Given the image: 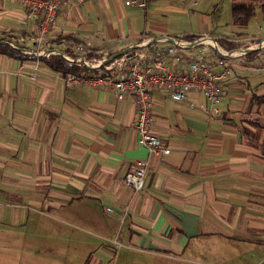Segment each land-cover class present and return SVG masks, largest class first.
Segmentation results:
<instances>
[{"label": "crops", "instance_id": "obj_1", "mask_svg": "<svg viewBox=\"0 0 264 264\" xmlns=\"http://www.w3.org/2000/svg\"><path fill=\"white\" fill-rule=\"evenodd\" d=\"M143 1L131 4L146 8ZM153 1L164 5L161 12L186 11L179 2ZM210 2L195 16L187 12L188 32L168 29L145 13L146 20L133 17L134 28L152 23L148 33H139L126 21L124 0H68L45 37L61 43L48 53L61 52L73 62L61 46L86 39L102 58L142 40L180 34H207L234 50L264 40L260 6L247 25L238 26L232 14L226 22L219 19L227 0ZM199 4L195 0L193 7ZM37 33L24 5L0 0V42L18 48L3 38L16 41ZM228 62L234 74L222 84L220 117L204 112L206 100L197 92L175 101L165 90L152 91L154 131L171 150L164 156L138 144L131 95L118 96L104 85H66L39 60L0 53V165L11 170L21 199L38 208L45 200L41 209L68 222L56 229L67 236L66 243L86 237L81 243L93 255L81 264H125L113 251L114 238L121 243L117 249L145 259L141 264L196 263L194 250L203 242L194 241L208 234L264 247V48L221 63ZM140 159H148L149 166L144 188L134 192L124 177Z\"/></svg>", "mask_w": 264, "mask_h": 264}, {"label": "built area", "instance_id": "obj_2", "mask_svg": "<svg viewBox=\"0 0 264 264\" xmlns=\"http://www.w3.org/2000/svg\"><path fill=\"white\" fill-rule=\"evenodd\" d=\"M14 1L24 5L28 17L36 22L38 33L35 40L44 41L50 30L57 25L61 9L68 0ZM84 1L75 0L78 4ZM144 3L132 2L133 5ZM254 48H264V40L250 47L227 51L207 34H180L142 40L113 58L103 57L93 62L86 59L73 60L78 65L95 66L102 71L117 70L113 76L58 75L67 85L94 88L104 85L113 89L118 96L131 95L137 108L134 126L138 144L152 155L167 156L171 150L154 131L157 114L152 91L165 90L175 101L187 100L190 92H197L206 100V104L201 105L204 112L211 117H220L222 84L234 74V67L229 62H221L228 57L244 56ZM25 51V54H33ZM189 105L194 107L193 102H189ZM148 166V159L137 160L133 170L125 175L124 183L134 192L144 188ZM107 211L112 210L108 208ZM112 242L121 245L118 238Z\"/></svg>", "mask_w": 264, "mask_h": 264}, {"label": "rangeland", "instance_id": "obj_3", "mask_svg": "<svg viewBox=\"0 0 264 264\" xmlns=\"http://www.w3.org/2000/svg\"><path fill=\"white\" fill-rule=\"evenodd\" d=\"M133 1L141 2L143 0H124V9L127 14L126 21L131 22L128 25L139 33H148L151 29L152 23L149 22L142 29L134 28L133 17L135 20L136 17L137 19L146 20L143 19L145 13H147L150 20L155 19L157 24L160 23L162 26L168 27V29L180 28V30L188 32L187 12L189 16H195L210 2V0H200V4L196 8L193 7L195 0H168L171 4L179 2L182 9L186 10L185 13L177 14L175 12H161V7L164 5H160L162 4L160 2L157 7V3H153V0H146V8H141L134 7L131 4ZM217 1L211 0L210 3L212 5ZM256 9L257 14L261 12L259 7ZM205 12L208 13L207 10ZM230 15V0H227V4H223L219 19L222 22H226L227 16L230 17ZM178 21L179 24H176L175 22ZM257 28L258 26L254 25V31ZM35 38L36 35L16 41H12L9 38H3V40L24 48L26 53H34L38 56L47 54L48 51H54V48L58 50L57 45L61 43L59 40L52 41L48 37L44 41H36ZM52 43H55V47L52 46ZM61 48L66 50L65 52L72 60H78L79 58L102 59L101 55L94 52L97 49L92 47L87 39L79 43L66 42ZM110 55L112 54L110 53L108 57ZM30 77L32 79L36 78L33 74ZM10 172L9 168L4 169L0 165V264H81L84 262V258L93 255L88 254L89 248H86L85 244L81 243L86 237L78 238L79 240L75 239V243L68 244L66 243V240L68 241L66 235H58L56 232L57 225H67L68 222L62 218L55 217L49 211L41 209L46 206L44 204L45 200L42 201L38 208L31 205L26 199H21L17 195L18 187L13 185L12 179H14V175ZM70 229L76 232L75 229ZM118 232L120 234V229ZM119 234L116 235L119 236ZM194 242H203V244L200 243L202 245L201 248L194 250L195 252L197 251L194 259L198 262L192 264H264V247L260 246L258 248L257 241L254 240L237 238L227 241L222 236L208 234L207 238L200 237ZM105 248L109 249L108 246ZM114 248L115 255H119V258L123 259L125 264L128 260L132 264H141L145 260H136L139 254H128L124 248L117 249L116 245Z\"/></svg>", "mask_w": 264, "mask_h": 264}, {"label": "trees", "instance_id": "obj_4", "mask_svg": "<svg viewBox=\"0 0 264 264\" xmlns=\"http://www.w3.org/2000/svg\"><path fill=\"white\" fill-rule=\"evenodd\" d=\"M231 14L233 24L245 26L255 14L256 6H260L264 13V0H230ZM221 47L227 51H233L235 46L231 43L220 42ZM24 48H14L8 43L0 42V53L7 56L17 58L19 60H39L45 63L53 71L62 73L63 75H85L93 76H110L111 72L99 71V69H89L85 66L78 65L75 62H70L64 58L57 56H39L33 54H25ZM103 70V69H101ZM252 137V136H251Z\"/></svg>", "mask_w": 264, "mask_h": 264}, {"label": "water", "instance_id": "obj_5", "mask_svg": "<svg viewBox=\"0 0 264 264\" xmlns=\"http://www.w3.org/2000/svg\"><path fill=\"white\" fill-rule=\"evenodd\" d=\"M39 56H57V57H61V58L67 59L61 52H52V53L42 54V55H39ZM88 68L89 69H94L95 67L88 66Z\"/></svg>", "mask_w": 264, "mask_h": 264}]
</instances>
